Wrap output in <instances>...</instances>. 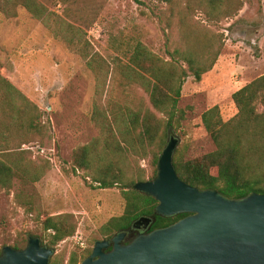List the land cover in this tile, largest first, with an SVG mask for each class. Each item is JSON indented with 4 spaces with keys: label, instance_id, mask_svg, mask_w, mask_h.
<instances>
[{
    "label": "rangeland",
    "instance_id": "obj_1",
    "mask_svg": "<svg viewBox=\"0 0 264 264\" xmlns=\"http://www.w3.org/2000/svg\"><path fill=\"white\" fill-rule=\"evenodd\" d=\"M39 1L50 10L62 7L58 0ZM71 1L64 16L85 31L93 51L109 63L98 76L26 9L18 7L11 18L0 13V75L38 106L45 126L42 140L35 137L22 147L29 149L34 162L47 165L38 181L14 179L9 190L0 191V251L15 241L22 244L20 240L29 235L42 241L41 218L62 215L73 223L74 232L53 249L51 257L57 264H68L71 254L92 248L99 228L124 210L119 187L95 188L83 171L73 168V151L99 137L93 121L95 106L102 109L112 97L117 105L143 104L165 118L153 109L140 86L121 81L113 72V40L139 38L166 60L167 46L179 40L178 28L170 32L157 16L166 8L157 0ZM238 1L242 3L238 12L220 20H207L199 10L194 12V19L207 27V36L199 37L197 44L210 41L212 51L219 43L222 48L212 69L199 81L187 77L182 86L178 107L185 116L168 130L167 140L177 137L174 154L178 151L186 159L215 149L201 122L202 112L217 105L222 119L228 120L237 111L231 94L264 74V0ZM127 162L131 170L143 169L149 177L150 157L133 155Z\"/></svg>",
    "mask_w": 264,
    "mask_h": 264
},
{
    "label": "trees",
    "instance_id": "obj_2",
    "mask_svg": "<svg viewBox=\"0 0 264 264\" xmlns=\"http://www.w3.org/2000/svg\"><path fill=\"white\" fill-rule=\"evenodd\" d=\"M70 1L58 0L62 7L54 11L39 0H0V13L11 18L16 16L18 7L26 9L54 39L80 55L86 67L98 76L109 63L93 51L85 31L64 16L68 15ZM157 1L166 5L157 15L164 21L165 29L172 32L175 26L179 32V40L166 48L168 60L158 56L139 38H116L112 70L121 81L140 86L153 109L165 118H159L143 104L132 108L117 105L114 98H108L102 109L95 106L93 121L99 128V137L78 146L72 153L74 170L83 171L91 186L119 187L124 199L123 213L111 217L99 228L96 241L111 238L140 217L154 219L149 231L168 226L186 215H156L158 202L134 190L132 185L155 176L168 130L185 116L178 107L183 84L189 76L199 81L202 74L212 69L222 48L219 43L212 51L210 41L197 44L199 37L207 36V27L194 19L195 10L202 12L207 20H220L234 16L242 5L238 0H183L181 4L174 0ZM166 37L170 44L168 33ZM231 99L237 111L228 120L222 119L217 105L201 114V122L215 149L189 159L176 151L175 171L191 186L217 189L230 198L251 192L264 193V74L234 91ZM44 132L38 106L0 75V191L9 190L14 179L33 183L44 175L47 165L34 162L29 149L22 147L35 137L42 140ZM133 155L150 157L148 178L143 169L131 170L127 161ZM40 223L45 233L42 241L52 249L74 232L73 223L62 215H44ZM27 239L22 238V244L15 241L11 246L22 248ZM91 251L88 248L81 254L73 253L67 263L79 264ZM49 264H57L55 256L49 259Z\"/></svg>",
    "mask_w": 264,
    "mask_h": 264
},
{
    "label": "water",
    "instance_id": "obj_3",
    "mask_svg": "<svg viewBox=\"0 0 264 264\" xmlns=\"http://www.w3.org/2000/svg\"><path fill=\"white\" fill-rule=\"evenodd\" d=\"M178 142L169 136L155 176L132 188L158 202L156 215H186L149 231L154 219L140 217L111 238L95 241L79 264H264V193L230 198L187 184L173 165ZM53 253L29 235L22 248L4 245L0 264H49Z\"/></svg>",
    "mask_w": 264,
    "mask_h": 264
},
{
    "label": "built area",
    "instance_id": "obj_4",
    "mask_svg": "<svg viewBox=\"0 0 264 264\" xmlns=\"http://www.w3.org/2000/svg\"><path fill=\"white\" fill-rule=\"evenodd\" d=\"M81 244V243H80ZM79 243H78V245H80ZM81 246V245H80Z\"/></svg>",
    "mask_w": 264,
    "mask_h": 264
},
{
    "label": "flooded vegetation",
    "instance_id": "obj_5",
    "mask_svg": "<svg viewBox=\"0 0 264 264\" xmlns=\"http://www.w3.org/2000/svg\"><path fill=\"white\" fill-rule=\"evenodd\" d=\"M137 231H134V233H136Z\"/></svg>",
    "mask_w": 264,
    "mask_h": 264
}]
</instances>
